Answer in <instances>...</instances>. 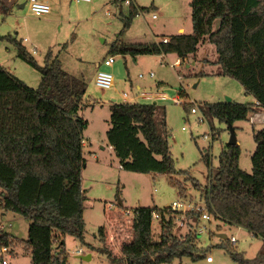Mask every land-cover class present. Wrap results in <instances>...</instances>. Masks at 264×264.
<instances>
[{"label": "trees", "instance_id": "16d2710c", "mask_svg": "<svg viewBox=\"0 0 264 264\" xmlns=\"http://www.w3.org/2000/svg\"><path fill=\"white\" fill-rule=\"evenodd\" d=\"M129 6L131 17L138 15L140 9L132 3ZM189 6L191 34L150 44H123L119 34L107 55H175L185 61L207 39L215 47L222 74L238 82L256 101L209 104L210 118L232 126L264 111V0H190ZM0 11H8L1 1ZM216 20L219 25L213 31ZM128 25L126 19L124 28ZM3 39L15 46L20 60L37 70L40 82L37 88H30L0 66V210L28 222L22 245L30 252L31 264H68L64 238L84 242L81 170L85 167L83 132L87 121L79 113L86 107L87 85L66 73L51 50L39 66L21 42L10 36L0 37ZM189 105L185 104V112ZM109 110L105 138L123 170L169 177L181 174L170 153L164 108L156 103L112 102ZM253 139L250 174L238 166L239 146L227 144L207 186L200 189L213 220L242 228L263 242L257 255L246 259L231 249L227 238L221 239L220 246L235 264H264V129L255 132ZM201 160L209 166V153ZM178 191L185 192L181 186ZM153 212L160 217L157 239L152 232ZM172 213L170 207L135 209L132 240L122 244L121 257H113L103 247L99 252L106 253L111 264H171L174 259L205 258L190 221L199 216L186 213L188 230L176 235ZM98 235L104 243L103 228ZM10 238L0 231V245H13Z\"/></svg>", "mask_w": 264, "mask_h": 264}, {"label": "rangeland", "instance_id": "374dc122", "mask_svg": "<svg viewBox=\"0 0 264 264\" xmlns=\"http://www.w3.org/2000/svg\"><path fill=\"white\" fill-rule=\"evenodd\" d=\"M0 1L8 7L6 15L0 13V37L10 36L21 42L39 66L43 65L46 53L51 50L66 73L82 79L87 85L84 99L88 103L81 112L88 123L83 132V139L87 142L83 149L87 168L81 170L85 190L84 242L71 236L64 238L68 264H111L107 254L99 252L102 247L113 257H121L122 244L132 240L133 211L139 207L162 209L170 207L173 202H184L193 207L201 205L200 189L207 186L210 173L218 167L219 154L230 140L228 125L210 118L206 107L223 103L227 98L238 104H249L252 97L246 99L240 84L222 74L215 47L207 39L201 41L196 52L178 66L174 65L175 55H107L119 34L123 44L161 41L176 35L179 27L184 28L182 34H191L190 0H132V4L140 9V14L132 17L131 6L125 5V0H91L89 3L47 0L50 12L44 17L32 16L27 5L21 8L27 0ZM126 19H129V25L124 28ZM218 25L216 20L213 31ZM33 50L35 54H32ZM108 57H113L114 63L104 67L103 61ZM0 66L28 87H38L40 74L20 60L15 46L5 39L0 41ZM97 71L112 75L114 85L111 89L101 90L95 86ZM150 72L154 74L153 78L149 77ZM157 90L167 99L141 97V94L153 95ZM124 93L127 94L126 100L122 97ZM174 98H178V104L173 102ZM112 102L156 103L164 108L170 132V153L175 169L181 174L169 177L132 173L119 170V161L113 154L105 152L99 159L89 156V141L98 153L99 145H106L105 130L109 128ZM185 104H191L186 106L187 112ZM192 108H195V114L190 112ZM201 117L204 118L202 122L199 121ZM258 119L250 114L247 120L236 121L231 126L240 148L238 166L247 174L251 173V156L255 150L253 135L264 129V117ZM205 152L210 155L209 166L201 160ZM178 186L184 189V194L179 193ZM172 214L175 217L174 233L185 234L188 230L185 213ZM190 221L192 229L196 230L200 222ZM0 225L4 226L3 232L11 236L9 241L13 243L9 245L12 250L9 264H31L30 252L22 245L27 239L28 222L16 214L0 210ZM100 228H103L104 243L98 235ZM152 232L157 239L160 231L156 221H152ZM196 233L200 251L212 262L207 263L205 258L197 261L181 258L174 259L171 264H235L220 246L219 234H224L227 239L234 237L236 242L230 244L231 249L246 259H253L263 245L259 238L246 230L213 219L201 221ZM79 250L81 255L77 254ZM84 256H90V259L82 260L80 257Z\"/></svg>", "mask_w": 264, "mask_h": 264}, {"label": "built area", "instance_id": "2783aa9c", "mask_svg": "<svg viewBox=\"0 0 264 264\" xmlns=\"http://www.w3.org/2000/svg\"><path fill=\"white\" fill-rule=\"evenodd\" d=\"M76 3H89L91 0H74ZM125 5H130V3H132V0H125ZM27 8L29 13L34 16V17H44L46 15L49 14L50 12V7L48 5L47 0H27L26 2ZM139 11H138V15H139ZM153 19L156 18L155 15L152 16ZM161 42L166 43L167 40L163 39ZM36 52L33 50L32 54H35ZM114 63V58L113 57H108L103 61V66L104 67H109ZM180 63L179 61H176L174 63L175 66H178ZM154 76L153 73L149 74V77L152 78ZM139 78H142V75L138 76ZM114 83H113V77L111 74L107 73V72H102V71H97L96 75H95V86L101 90H108L111 89L113 87ZM123 99L126 100L127 99V94L124 93L122 95ZM141 97L145 98V99H150L152 100L153 97H150V95H141ZM159 99L163 100V99H167V97L163 94H161L159 97ZM174 103L178 104V98H174L172 99ZM190 112L192 114L196 113L195 108H192L190 110ZM204 120L203 117L199 118V121L202 122ZM206 138V136H205ZM84 144V141H83ZM119 169H122L121 166L118 167ZM194 205L191 204H187L184 202H173L170 206L171 211L174 212H182V213H194L197 214L199 216L198 221L201 223V221H205V222H209L213 219V217L209 214V212L207 211L206 205L204 203V201L202 200V204H196V207H193ZM160 217L159 214L156 212L152 213V221H156L158 223ZM197 226V228L200 226ZM196 228V230H197ZM4 230V226L0 225V231ZM200 232H202V229L200 230ZM228 242L233 245L236 242V239L234 237H231L228 239ZM12 254V250L11 247L8 246H3L0 245V264H9L8 259L11 257ZM77 254H82V251L79 250ZM207 263H211L212 259L210 257L205 258Z\"/></svg>", "mask_w": 264, "mask_h": 264}, {"label": "crops", "instance_id": "0c3cea01", "mask_svg": "<svg viewBox=\"0 0 264 264\" xmlns=\"http://www.w3.org/2000/svg\"><path fill=\"white\" fill-rule=\"evenodd\" d=\"M2 3H5V2H3L2 1ZM6 3H10L9 2V0L6 2ZM25 5H26V3H25ZM48 5H49V3H48ZM5 7H6V5H5ZM49 7H50V5H49ZM8 8V7H7ZM0 13H1V15H6L7 13H8V11L6 12V13H2L1 11H0ZM176 35H178V34H182V33H184V28H182V27H179V28H177V30H176ZM12 39H15V38H12ZM1 41V40H0ZM155 42H159V41H156L155 40ZM176 61H179V63L181 64L182 63V61L181 60H179V59H177ZM179 64V65H180ZM97 67H99V65H97ZM4 68V67H3ZM5 69V68H4ZM10 73V72H9ZM150 73H152V72H150ZM149 73V74H150ZM154 77V76H153ZM152 77V78H153ZM137 89H139V87L137 88ZM161 94H163V93H161V92H159L158 90H157V92L156 93H154L153 95H150V97H153V99L152 100H159V96L161 95ZM137 95V94H136ZM141 95H143V94H141ZM144 95H148V94H144ZM163 95H165V94H163ZM166 96V95H165ZM246 96V99L249 97L248 95H245ZM150 100V99H149ZM88 102L86 101V104H87ZM250 103H253V104H256V101L252 98L251 99V102ZM91 105V104H90ZM93 105H91V107H92ZM84 110V109H83ZM81 112L82 111H80V115L82 116V118L84 119V117H83V115L81 114ZM257 117H259V119L260 118H263L264 117V111L263 110H260V111H258L257 112V114H255ZM254 117H251L250 119H253ZM256 118H254V120H255ZM258 119V120H259ZM85 120V119H84ZM86 121V120H85ZM88 124V123H87ZM109 129V128H108ZM107 129V130H108ZM107 130H105V133H106V131ZM105 141H106V139H105ZM88 144H89V149H88V151H87V153L89 154V156L92 158V159H99V157L100 156H102L101 154H103V153H105V152H107L108 154H113L114 155V153H113V150H112V148L110 147V146H108L107 145V142H106V145L105 146H103V145H99V152L100 153H98L96 150H95V148H94V146H93V143H91V141H89L88 142ZM87 145V142H86V140H84V144H83V149H84V147ZM115 156V155H114ZM83 157H84V153H83ZM84 159H85V157H84ZM119 167V166H118ZM87 168V163H86V159H85V167L83 168L84 170ZM119 169V168H118ZM119 170H121V169H119ZM81 189H82V191H83V195H84V189L82 188V179H81ZM84 197H85V195H84ZM120 204H121V202H120Z\"/></svg>", "mask_w": 264, "mask_h": 264}, {"label": "water", "instance_id": "95a60500", "mask_svg": "<svg viewBox=\"0 0 264 264\" xmlns=\"http://www.w3.org/2000/svg\"><path fill=\"white\" fill-rule=\"evenodd\" d=\"M24 6H25V3H23V4L21 5V8H24ZM225 102H226V103H229V102H231V99L227 98ZM228 127H229V130H230V140H229V142H228V145H230V146L237 145L236 137H235L234 131H233V129H232L231 126H228ZM119 205H121L120 202H119ZM166 208H168V206H167ZM217 237H218L219 239H222V240H225V239H226V236H225L224 234H219V235H217ZM80 258H81L82 260L88 261V260L90 259V256H84V257H80Z\"/></svg>", "mask_w": 264, "mask_h": 264}]
</instances>
